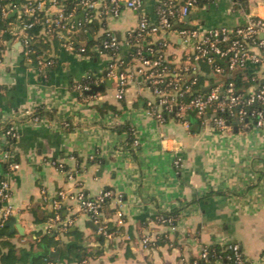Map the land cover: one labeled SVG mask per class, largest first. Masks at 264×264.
<instances>
[{
	"label": "crops",
	"instance_id": "crops-1",
	"mask_svg": "<svg viewBox=\"0 0 264 264\" xmlns=\"http://www.w3.org/2000/svg\"><path fill=\"white\" fill-rule=\"evenodd\" d=\"M157 5L158 0H144L143 10L151 19L157 17ZM248 13L264 17V0H246L245 5L203 0L192 7L188 23L235 27ZM139 17L138 10L125 7L118 16L91 18L78 4L72 20L83 43L88 39L81 31L94 41L106 30L114 32L123 56L130 50L127 34ZM92 20L98 25L88 27ZM21 35L3 41L0 63V124L13 122L18 128L16 138L0 131V177L10 180L13 216L24 231L17 224L8 226L13 241L27 244L46 230L47 218L35 221L31 207L40 206L51 215L59 190L94 196L107 186L123 200L121 218L114 200L102 207L112 237L102 238L79 203L64 198L62 215L72 217L71 230L79 235L61 230L60 237L78 243L81 255L74 252L71 262L46 264H230L226 257L205 259L201 254L204 246L224 250L232 242L259 264L264 252V124L219 131L190 113L189 126L170 115L159 121L147 111L150 91L137 80L124 94L114 79L107 84L110 57L98 51L97 42L89 44L88 52L51 47L40 56L54 57L55 63L40 66L36 54L25 56ZM169 36L168 56L179 63L182 42L176 33ZM256 74L264 77V61ZM88 75L104 78L99 84L106 86L84 99L73 84ZM39 109L38 121L23 115ZM193 119L200 123L197 129L192 128ZM5 150L20 162L19 168L7 171ZM172 214L174 223L164 220ZM146 234L156 243L144 246Z\"/></svg>",
	"mask_w": 264,
	"mask_h": 264
},
{
	"label": "built area",
	"instance_id": "built-area-1",
	"mask_svg": "<svg viewBox=\"0 0 264 264\" xmlns=\"http://www.w3.org/2000/svg\"><path fill=\"white\" fill-rule=\"evenodd\" d=\"M0 0L1 16H6L11 10L18 12L16 33H22L23 52L29 59L35 50L30 46L33 34L27 32L28 28L38 23L43 24L45 33L54 34L59 39V47L69 51L84 52L87 49L77 36V28L72 17L75 9L66 12L62 7L63 0H26L20 4H12L14 0L3 2ZM203 0H158L157 17H151L143 10L144 0H77L78 4L85 6L90 17L104 15L118 16L122 9L130 7L140 12L136 28L127 34V43L130 50L127 54H120V39L109 30L99 43L98 51L108 54L110 61L105 76L112 77L117 84L120 94L127 91L129 83L138 81L142 87L147 88L151 96L147 100V111L159 121H165L168 116L183 120L189 126V111L196 109V116L201 123L209 124L219 131L232 130L233 126H245V120L257 125L264 124V81L252 70L253 82L247 92L238 91L234 81H224L221 75L246 69L250 65L258 66L264 61V17L251 13L246 14L244 23L235 27L227 25L202 28L190 25L185 19L194 5ZM237 5L241 0H234ZM52 6L57 7L55 11ZM15 7V8H14ZM178 23V25H174ZM176 33L182 42L183 53L179 63L173 62L167 49L171 43L169 34ZM257 48L258 51L254 50ZM40 66L52 65L56 59L51 56L37 55ZM212 64L213 73L217 74L215 81L197 87L199 74L202 72L200 61ZM222 60L225 61L222 63ZM3 57L0 54V63ZM104 80L102 77L88 75L73 84L74 90L84 99L97 96L92 91L95 84ZM254 107H246L254 105ZM211 108V111L208 110ZM23 115L33 121L41 119L36 110L23 111ZM64 124L68 125V121ZM2 134L10 138L18 136L15 123L0 124ZM133 143L138 144L139 138L133 137ZM3 159L7 171L20 166L10 151L3 152ZM60 168H64L62 161L54 160ZM176 164L182 163V157L175 159ZM11 183L7 176L0 177V225L6 223L15 213L14 205L10 202ZM59 197L54 198L55 209L47 218L46 231L56 230V237L61 230H67L72 225V217L60 213L63 199H75L80 209L88 215L96 230L106 238L113 235L107 221L101 216L105 203L114 200L117 205V214L123 215V200L121 195L111 187H103L96 195L89 196L84 190L68 192L58 191ZM122 220V219H121ZM172 223L171 217L164 218ZM144 246L155 244L150 235L142 237ZM210 246L202 248V257H226L230 264H257L254 258L247 256L238 242L229 243L224 250H213ZM259 264H264V252L261 254ZM47 263H53L48 260Z\"/></svg>",
	"mask_w": 264,
	"mask_h": 264
},
{
	"label": "trees",
	"instance_id": "trees-1",
	"mask_svg": "<svg viewBox=\"0 0 264 264\" xmlns=\"http://www.w3.org/2000/svg\"><path fill=\"white\" fill-rule=\"evenodd\" d=\"M12 0H4L3 2H8ZM26 0H14L12 4H20L25 2ZM241 4L245 5L246 0H241ZM78 6L77 0H63L62 1V7L66 12L71 11L72 9H76ZM15 8V7H14ZM11 10L6 16H1V7H0V54L1 50L3 49V41H10L12 40L17 33L13 30V23L17 20L18 12H15L12 14ZM88 27H95L97 24L96 20H92L87 23ZM174 25H178V23H174ZM43 24L38 23L34 25L31 28L27 29V32L30 34H33V37L31 39L30 46L35 50V53L37 55L43 54L44 52H48L51 47H56L59 45V39L56 35L47 34L43 31ZM91 30V28H90ZM83 34L85 35V38H87V42H85V45L87 46V49L84 52H88L89 44L94 41V39H89L87 37V34H85L84 31ZM78 38H80L79 33H77ZM83 35V36H84ZM104 33L97 37L98 44L102 41L104 37ZM22 38V37H21ZM225 61L222 60V63ZM201 70L204 73L199 74V82L196 85L197 87H200L202 85H205L207 82V85L210 86L215 81V78L217 74L213 73L212 70V64L207 61H200ZM257 65H250L246 69H241L234 71L232 73H226L221 75V78L224 81L233 80L234 84L238 91H242L244 93L247 92V89L249 85L253 82L252 79V70L254 68L257 69ZM261 81H264V77L261 78ZM254 105H248L246 107L252 108ZM37 113L41 114L42 110L39 109ZM245 126H239L237 128H246L248 127L251 122L249 120L243 121ZM235 126H233L232 129H234ZM66 205H63L60 208V213L63 212ZM31 211L34 215L35 221H42L45 220L50 216L48 211L41 209L40 206H32ZM169 216V215H168ZM171 217V215H170ZM172 220L175 222V216L172 214ZM109 227L111 228V222L107 221ZM96 228V224H95ZM68 233H75L76 235H79L77 230L72 231L71 225L66 230ZM56 230L52 231H39L37 233V236L33 238L31 241H28L27 244L20 245L12 240L13 233L9 232L8 225L4 223L3 225H0V264H42L44 261L51 260L53 262H56L58 260H67V261H73V254L74 252H77V256L81 255L80 251V245L74 244V243H65L61 237H56ZM101 237L103 238L102 234ZM44 247H48L50 249H53V251H58L57 255H45L42 253ZM212 251L221 250L218 245L210 246ZM212 257H215L212 255Z\"/></svg>",
	"mask_w": 264,
	"mask_h": 264
},
{
	"label": "water",
	"instance_id": "water-1",
	"mask_svg": "<svg viewBox=\"0 0 264 264\" xmlns=\"http://www.w3.org/2000/svg\"><path fill=\"white\" fill-rule=\"evenodd\" d=\"M15 12H16V9H15L14 11H12V14L15 13ZM185 19L188 20V19H189V15L186 16ZM112 80H113V78H112V77H109V78L107 79V84H110ZM105 86H106V84H104V83H102V84H95V85H93V87H92L91 90H92V91H94V90H95V91L103 90V89L105 88ZM208 110L211 111V108H208ZM189 113H190V115L195 116V114H196V109H192V110H190ZM199 125H200L199 121H195V120L193 119L192 128H193V129H197V128L199 127ZM237 129H238V128L235 126V130H237ZM6 224H7L8 226H10L11 228H13L15 224H17V226L19 227L20 231H21L22 233L24 232V231H23V227L20 226V224L18 223L16 216H12V217L6 222ZM42 253L45 254V255H48V254H51V255H57V254H58V251L53 252V251L50 250V248H48V247H44ZM42 264H46V261H44Z\"/></svg>",
	"mask_w": 264,
	"mask_h": 264
}]
</instances>
